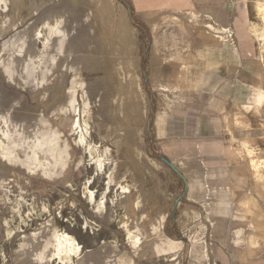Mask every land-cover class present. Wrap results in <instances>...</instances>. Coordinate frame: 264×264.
<instances>
[{
	"label": "crops",
	"instance_id": "1",
	"mask_svg": "<svg viewBox=\"0 0 264 264\" xmlns=\"http://www.w3.org/2000/svg\"><path fill=\"white\" fill-rule=\"evenodd\" d=\"M4 10L5 27L21 28L12 42L28 44L46 23L65 34L36 80L21 62L30 47L14 59L12 78L0 67V117L8 123L15 107H30L22 93L35 84L27 117L43 126L37 135L51 129L68 139L61 129L73 130L61 117L78 93L91 140L132 155L144 141L154 162L149 180L135 181L136 198L116 196L112 213L80 196L59 200L87 215L68 228L83 245L71 264H264V53L251 32L255 0H7ZM122 215L147 235L138 250ZM162 215L164 241L182 246L158 253L151 231ZM86 219L100 228H86ZM53 253L51 246L44 258L54 261Z\"/></svg>",
	"mask_w": 264,
	"mask_h": 264
},
{
	"label": "rangeland",
	"instance_id": "2",
	"mask_svg": "<svg viewBox=\"0 0 264 264\" xmlns=\"http://www.w3.org/2000/svg\"><path fill=\"white\" fill-rule=\"evenodd\" d=\"M5 1L7 0H0V67L4 65L8 75L12 78L15 66L14 59H18L21 53L29 54L30 47L28 58H23L21 62L29 73L30 78L34 77L36 80L39 71L44 75L49 68L47 53L54 46V43L42 54L40 53V50L43 49L42 41L44 39H36V33L42 30L43 34H45L47 30L43 27L36 29L33 33H29V45L25 42V37L12 42V33L17 32L21 28L10 32V29L5 27L6 19L11 17V14L6 13L4 10ZM254 22L259 24L258 33L260 35L256 37L264 53V37L262 36L264 34V22L257 15ZM7 58L8 60H6ZM45 78L46 76L43 77L44 80ZM35 88L36 85L34 84L32 91L22 93L30 107H23L22 109L15 107L9 117L11 120L8 118V123H6L7 119L5 116L0 117V142L9 152V154L0 155V166L3 167L2 169L6 173V178L0 177L2 183H0V264H58V262L60 264H71L75 258L81 257L83 250L81 255L74 257L71 262L60 261L59 258L55 257L54 253V261L51 260L49 262L48 260L50 259L44 258V254L47 249L54 246V236L58 230H67L69 232L68 228L71 224L74 225V219L83 221V217L81 219L80 216L86 214H81L68 201L59 202V200L80 196L83 197L84 203L89 201V197L84 193L83 187L86 184V179L93 172L95 173L96 169L94 164H90L88 148L77 143L78 135L72 129L74 121L73 110L77 106L78 93H76L74 102L70 101L71 96L69 98L72 111L65 109V113L61 117L62 121H65L73 132L69 131L70 133H68L61 127V131L68 138L63 137L61 139L51 129H44L40 135H37L39 134L37 130L43 129V126L38 127L30 121V115L27 117V113L32 111L31 107L37 104ZM19 109L21 113H19ZM5 112L3 107H0V115L5 114ZM22 119H24L23 122L19 123ZM89 119H91L90 113ZM21 131L26 132L27 137L17 134ZM49 136L53 138L54 143L60 145L58 153L50 150ZM91 141L99 142L98 152L101 154L105 151V143L112 144L109 140H102L103 143H101V140L92 139ZM165 145L163 144L164 150L166 149ZM175 145H177L178 149L171 153L179 154L181 152L179 144ZM138 146V148H134V155L131 154V149L124 147V149H118L116 146H112L111 153L108 155L114 160L111 191L104 203L99 202L103 198L102 193L106 185L105 175H97L91 187L97 190L96 197L99 203L93 202V211H104L107 209L109 213H112L116 205V196H123L118 188L115 187L117 184L133 185V192L124 196H127L125 199H130V197L135 199L138 194V192H135V181L140 179L149 180L148 176L153 171L154 162L150 161L144 153V141H141ZM66 148H68V152L64 157L60 158V152L62 153ZM169 148L167 146L168 151H170ZM56 156L58 157L56 158ZM26 164L28 165L26 166ZM109 167L110 165H107V169ZM5 180L7 181L5 182ZM72 201L76 205L79 204L76 199ZM136 203L137 205L135 206L139 207V202ZM86 205L91 204L88 202ZM103 205L105 208L102 207ZM128 206L125 205V208ZM122 216L128 218V224L125 227L126 233L129 230L138 234L143 241L138 246L135 241L129 239L128 235L127 240L134 249H140L146 240L145 231L137 226L132 227L131 219L127 215ZM163 219L164 215L161 216L156 224L152 225L151 231L152 234H157L155 238L158 253L165 252V249H175L182 246L181 242L164 241V236L160 232L163 227ZM85 226L86 228L90 227L92 231L100 228L99 222L94 219L88 220ZM53 230H56V232ZM151 238L154 239V237ZM165 243H167L166 248Z\"/></svg>",
	"mask_w": 264,
	"mask_h": 264
},
{
	"label": "bare ground",
	"instance_id": "3",
	"mask_svg": "<svg viewBox=\"0 0 264 264\" xmlns=\"http://www.w3.org/2000/svg\"><path fill=\"white\" fill-rule=\"evenodd\" d=\"M255 9H256V15L261 19V21L264 22V0H255ZM58 22H60V21H58ZM51 24L52 23H47L43 26V28L45 30H47V32L45 34H43L42 30H40L36 33V39H39V40L44 39L42 41L43 49L40 50L41 54L44 51H46L48 48L51 47V45L54 43V40L56 37H61L65 34L64 31L62 30V28L59 27V24H56L55 26L51 25ZM258 31H259V24L253 23V26L251 27V32L258 37L260 35L258 33ZM262 36L264 37V34ZM42 56H41V58H42ZM73 114H74V121L72 124V129L78 135V137L76 139L77 143L79 145H83L84 147L88 148L90 164H94L95 169H96V172L95 173L93 172V174L86 179V184L84 183L85 185L83 187V191L89 197L90 201H92L94 203H99V202L104 203L105 200H107L108 194L110 193L111 186H112L113 171H114V160H112L111 157H109L108 155L111 153L113 145L108 143V142L105 143L104 144L105 151L101 154L100 152H98L99 142H92L90 140V138L92 136V132H93V127L91 124V120L89 119V109L86 107L83 97L78 98L77 106H76V108H74ZM48 142L50 143V150L54 151L55 153H58L60 145H58V143H54L53 138L51 136H49ZM41 148H42V146H41ZM67 152H68V148H66L64 151H62V153L60 152V154H61L60 158L64 157V155ZM6 154H9V152H7V150L4 148V146L0 142V155H6ZM52 155H53V153H52ZM57 157L58 156H56V158ZM255 163H257V162L253 161V164H255ZM27 165L28 164H26V166ZM107 165H110V167L108 169H107ZM97 175H105V185H106L105 190L102 193L103 198L99 202L97 201V197H96L97 196V190H95L91 187V185L94 182L95 177ZM117 188L123 196L127 195V194H131L134 190L133 185H130V184L126 185L125 183L119 184ZM224 198H226V197H224ZM136 205H137V203H136ZM102 207L105 208L104 205ZM102 207H100V208H102ZM208 218H210V217H208ZM121 223L124 225V227H127L128 218L122 217ZM127 235L129 237V239H132L133 241H135L136 245H138V246L141 245L143 240L138 234H135V233L128 230ZM54 241H55V243H54V247H55L54 248V255H55V257L59 258L60 261L71 262L74 257H76V256L78 257L82 253L83 245L79 242V240L73 234H71L67 230H58L54 236Z\"/></svg>",
	"mask_w": 264,
	"mask_h": 264
}]
</instances>
